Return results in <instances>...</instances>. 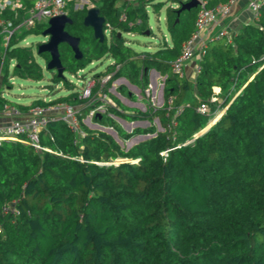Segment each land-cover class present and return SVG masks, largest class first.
<instances>
[{"label":"trees","instance_id":"16d2710c","mask_svg":"<svg viewBox=\"0 0 264 264\" xmlns=\"http://www.w3.org/2000/svg\"><path fill=\"white\" fill-rule=\"evenodd\" d=\"M93 1L105 18V37L94 38L83 24L87 9H73L71 3L72 23L65 29L80 38L82 57L74 58L70 46L60 43L65 71L74 74L108 56L114 63L96 73L98 79L113 71L108 84L125 77L144 90L155 69L165 76L163 103L127 113L114 97L115 106L106 103L104 112L93 115L124 139L150 134L127 150L82 122L84 136L74 143L60 118L49 120L40 133L41 143L52 151L1 140L0 264H264V1L252 22L232 31L231 42L224 37L207 42L194 79L174 73L172 61L194 30L199 3L178 11L188 0H170L169 39L140 52L123 34L152 35L147 8L159 12L165 2ZM226 1L207 0L206 5ZM45 27L39 23L14 32L5 45L0 35L1 83L9 86L13 75L42 78L32 49L19 42ZM41 56L46 63L50 59L48 52ZM100 87L98 81L91 96L81 98L72 85L69 93L35 99L31 106L66 101L79 106L82 121L100 103ZM6 101L0 96V107ZM203 102L204 113L198 111ZM111 114L149 125L126 132ZM12 201L16 214L2 210Z\"/></svg>","mask_w":264,"mask_h":264},{"label":"built area","instance_id":"2783aa9c","mask_svg":"<svg viewBox=\"0 0 264 264\" xmlns=\"http://www.w3.org/2000/svg\"><path fill=\"white\" fill-rule=\"evenodd\" d=\"M83 0H0V35L5 45L8 37L18 27L29 28L39 23L47 22L49 18L56 15H68L69 6L73 3V9L83 8ZM87 1V0H84ZM237 0H228L226 2H219L213 5H206L207 0H199V9L195 18L194 30L191 35L182 43L181 52L172 61V71L180 76H184L185 65L196 55L203 54L207 47V41L203 38V32L212 24L217 23L220 19L228 17L233 10ZM264 0H249L247 3L248 9L253 14L254 18L258 16V10L260 4ZM89 8V7H88ZM4 11H10L12 18H19L20 21L16 24H12V20L9 17L2 16ZM224 37L226 41L231 42L232 31L228 28H221L213 36V38ZM199 42V47L196 48ZM198 49V50H196ZM83 69L78 70L82 71ZM200 70L198 63L194 65V72L197 73ZM111 77V73L101 76L99 79L93 77L88 83L79 91V97H90L92 88L99 81L100 85H103ZM82 80V79H81ZM99 96L100 103L91 108L88 113L87 119L93 117L96 113L104 112L106 103L115 105L111 99L107 98V93L101 91ZM218 99L215 96L211 97V100ZM49 101V99H44ZM10 119L8 123L0 125V141L1 140H13L20 141L24 144L32 146L35 150H47L52 151L51 148L44 146L41 143L40 133L45 129L49 120L60 118L66 122L68 128L74 134V143H78L79 138L84 136V130L82 128L83 119L80 121L78 116L79 107L66 101H56L47 105H34L31 106L25 114H22L16 106H7ZM198 111L204 113L208 111V106L205 102L201 103L198 107ZM56 152V151H55ZM60 153V152H58ZM166 150L162 152L165 154ZM61 154V153H60ZM14 201L2 206V210L6 211L8 208L13 213H17L14 208Z\"/></svg>","mask_w":264,"mask_h":264},{"label":"rangeland","instance_id":"374dc122","mask_svg":"<svg viewBox=\"0 0 264 264\" xmlns=\"http://www.w3.org/2000/svg\"><path fill=\"white\" fill-rule=\"evenodd\" d=\"M165 2L163 8L156 12L153 6H149L147 8L148 14V24L150 26L152 35H147L144 33H124L123 36L128 41V45L134 48L136 51H145V50H153L159 41L162 40L163 37H167L169 39V34L166 28L165 23V12L166 6L170 4V0H163ZM83 8L87 9L88 7L95 6L93 0L82 1ZM74 6V5H73ZM81 9V8H79ZM107 38H109V33H106ZM48 36L42 34V32L36 33L32 32L25 36L22 41V44H28L32 51L34 58L42 67V78L40 80H32V79H24L18 76H10L9 78V86L7 83H1L3 87V96L13 104H25L31 102L32 99L37 97L45 99H53L60 95L67 94L71 90L70 86L74 85L76 90H82L83 87L90 81L93 77L96 76V73L103 71L106 64L108 63L107 59L94 61L93 63L87 64L82 71L76 72L74 74L69 73L68 71H64V78L58 79L54 77L56 70H50L46 68V62L41 54L37 53V45L39 42L46 41ZM6 64V59L3 61V66ZM10 69V66H9ZM82 79V80H81ZM66 80L69 81V84L64 83ZM149 78V91L146 90L148 94L143 95L142 91L136 88H131V92L127 93V89H125L122 93L119 92V87L125 83L121 79H113V81L108 84L109 94L112 96H116L119 98L121 103L130 109L125 111L127 113H133L134 108H138L142 111L145 110V107L148 105L160 106L161 102L159 101V96L161 95V82L163 78H160V82L158 84L157 90H153V87L150 85ZM157 81H159L157 79ZM112 85H115V89H112ZM129 90V89H128ZM130 91V90H129ZM118 94L120 96H118ZM112 99V98H111ZM221 101V99H218ZM113 102V101H112ZM143 103V105L140 104ZM79 107V106H77ZM224 109L219 110L215 117L211 119L209 125H211L215 118H218ZM111 116L117 121V123L126 131L131 132L136 127H147L149 122L147 120H127L119 116H115L111 114ZM88 116L83 118V123L90 127L91 129H98L110 134L124 149H129L134 144H137L141 140L150 137V134H134L128 139H124L119 136L117 131L111 126H103L98 124L93 117L89 120ZM216 120V119H215ZM88 123V124H87ZM153 124L157 127V130H161L162 127L159 124L157 118H154ZM206 129V128H204Z\"/></svg>","mask_w":264,"mask_h":264},{"label":"crops","instance_id":"0c3cea01","mask_svg":"<svg viewBox=\"0 0 264 264\" xmlns=\"http://www.w3.org/2000/svg\"><path fill=\"white\" fill-rule=\"evenodd\" d=\"M163 1V0H162ZM249 0H237L234 7H233V10H232V13L228 16V17H225V18H222L220 19L217 23L215 24H212L210 25L209 27L206 28V30H204L203 32V38L204 40H206L207 42L209 40H211L213 38V36L217 33V31L221 28H228L230 31H235L237 30L241 25L247 23V22H252L254 20V16L253 14L251 13V11L248 9L247 7V3H248ZM24 2H26V0H24ZM164 6V5H163ZM162 6V8H163ZM161 8V9H162ZM160 9V10H161ZM5 17H9L11 20H12V24L13 25H16L20 19L19 18H12L11 16V12L8 11V13H6L4 15ZM16 21V24H14ZM21 29H24V27H18L16 28L14 32H19ZM26 36V35H25ZM25 36L21 39V41L19 42V45H23V46H26L28 44H22V41L23 39L25 38ZM167 38V37H166ZM1 42L3 43V40L1 38ZM198 42V41H197ZM199 47V42L197 43L196 45V48ZM198 50V49H196ZM103 59H107L108 60V63L106 64L105 68L103 69V71H105L107 69L108 66H111L113 65L114 63V60L108 56H105L103 58H101L100 60H103ZM198 60H199V55L196 53V55H194V57L185 65L184 67V75L189 78V79H194L195 78V75L196 73L194 72V65L196 63H198ZM96 61H99V60H96ZM94 61H92L91 63H93ZM12 65V60H10V63H9V66L11 67ZM108 73H111L113 74V71H108ZM95 78H97L95 76ZM149 78H150V85L153 87V92L154 90H157L158 88V84L160 82V78L162 79L163 78V81H164V78L165 76H162L158 71H156L155 69H151L150 72H149ZM116 79H121L122 81H125V83H123V85H121L119 87V92H123L124 89H127V93H130L131 92V88H136V89H139L140 91H142L143 95H146L148 94L146 92V90L149 91V85L144 89V90H141L139 87H137L136 85L130 83L125 77H118ZM157 79L159 81H157ZM108 81V80H107ZM105 82L103 85H101L100 89L97 90V93H96V96L97 95H101V91H104L103 89L104 88H107V98L111 99L115 105H116V102L114 100V97L116 96H112L109 94V91H108V82ZM163 81L161 82V95L159 96V101L161 102V105L163 103V95H162V92H163ZM110 85V84H109ZM113 87H111L112 89H115V85H112ZM130 91H129V90ZM220 91V88L219 87H214V92L215 93H219ZM69 93V92H68ZM0 96L1 97H4L3 96V87H2V91L0 92ZM118 96H120L118 94ZM5 98V97H4ZM40 97H37L35 99H38ZM117 99H119L118 97H116ZM6 99V98H5ZM35 99H32L31 102L29 103H25V104H13V103H10L9 101H6L1 107H0V125H3V124H6L8 123L9 119H10V116L8 114V109H6L5 107L7 106H16L19 110H21L22 114H25L26 111H28V109L30 108L33 100ZM43 100L45 99V97L42 98ZM7 100V99H6ZM120 101V100H119ZM121 102V101H120ZM141 105H143L142 102H140ZM114 105V106H115ZM127 107V106H126ZM130 108L128 107V110ZM136 109V108H134ZM138 109V108H137ZM146 109V107H145ZM124 111H127V110H124ZM88 124V123H87ZM99 124V123H98ZM90 128V127H89Z\"/></svg>","mask_w":264,"mask_h":264},{"label":"water","instance_id":"95a60500","mask_svg":"<svg viewBox=\"0 0 264 264\" xmlns=\"http://www.w3.org/2000/svg\"><path fill=\"white\" fill-rule=\"evenodd\" d=\"M198 3L199 0H188L180 6L178 11L189 10L192 7H196ZM104 22L105 18L100 14V9L98 7L92 6L87 8L83 18V24L92 28L94 38L99 41H103L105 37ZM69 23H72V18L66 14L56 15L49 18L45 29L42 31V34L48 36V39L37 45L38 54L48 52L50 55V59L46 63V68L56 70V75L60 78H64L65 71V67L62 65L60 60V43H66L70 46L73 51L74 58L80 59L82 57V52L79 47L80 38L70 34L65 29L66 24ZM216 120H214L213 123Z\"/></svg>","mask_w":264,"mask_h":264},{"label":"bare ground","instance_id":"6f19581e","mask_svg":"<svg viewBox=\"0 0 264 264\" xmlns=\"http://www.w3.org/2000/svg\"><path fill=\"white\" fill-rule=\"evenodd\" d=\"M215 120V119H214Z\"/></svg>","mask_w":264,"mask_h":264}]
</instances>
